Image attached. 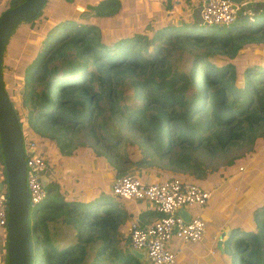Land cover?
<instances>
[{
	"label": "trees",
	"instance_id": "16d2710c",
	"mask_svg": "<svg viewBox=\"0 0 264 264\" xmlns=\"http://www.w3.org/2000/svg\"><path fill=\"white\" fill-rule=\"evenodd\" d=\"M6 1L0 14L24 0ZM202 1L62 0L51 12L57 0H46L35 19L13 30L10 38L18 27L43 15L48 18L43 30L38 24L28 31L27 48L16 51L24 50L23 58L16 54L26 61L24 66L8 64L10 38L5 46L2 76L11 68L23 81L26 127L4 82L22 135L54 142L58 153L66 155L74 137L81 135L88 139L81 146L92 149L94 171L99 165L102 173L112 175L97 183L101 191L93 192L91 167L79 175L80 181L71 174L63 188L49 181L45 198L33 208L32 264H140L129 253V236L123 230L133 214L127 206L134 201L109 195L114 178L137 170L144 181L148 172L141 168L148 167L150 182L177 175L213 190L227 175L222 170L214 177L215 167L202 154L225 152L238 144L258 147L264 135V0H247L255 9L253 22L238 12L229 25H198L191 10ZM77 6L94 13L83 18ZM175 10L185 15L168 20L165 13ZM116 26L127 29L126 35L113 32L115 37L107 38L104 31ZM183 57L190 64L186 71L176 63ZM128 130L139 136L137 159L126 150L132 144ZM225 164L234 166L235 160ZM254 174L253 179L245 174L232 211L231 192L217 213L208 209L213 194L221 190L199 206L204 237H211L219 224L229 227L223 251H217L220 264H264V177ZM5 179L0 146V181L5 184ZM60 225L74 231L62 246L56 239ZM6 243L4 237L5 264Z\"/></svg>",
	"mask_w": 264,
	"mask_h": 264
},
{
	"label": "built area",
	"instance_id": "2783aa9c",
	"mask_svg": "<svg viewBox=\"0 0 264 264\" xmlns=\"http://www.w3.org/2000/svg\"><path fill=\"white\" fill-rule=\"evenodd\" d=\"M200 5L201 18L207 25L232 24L238 12L249 22L255 20V9L250 7L247 1L236 4L230 0H203ZM38 147L35 140L28 139L27 151L24 148L29 209L38 205L46 196V190L40 178L47 175L48 166L44 150ZM29 149L33 151L30 152ZM238 169V173L242 176L244 166L241 165ZM234 190L238 192L239 189L235 187ZM109 195L121 200L147 202L152 210L160 215L143 226L133 221L127 229L130 246L135 249H146L148 259L145 264H175L182 250L175 246L177 241L190 244L203 240L206 227L202 217L199 214H190L186 221L179 211L181 208L187 209L194 205H206L212 195L211 190L184 181L177 176L150 182L142 181L136 175L127 173L114 178ZM7 216V191L3 188L0 190V235L2 237H6ZM216 240L218 235L215 237ZM172 244H174L173 250L170 248ZM4 254V247L0 243V257Z\"/></svg>",
	"mask_w": 264,
	"mask_h": 264
},
{
	"label": "rangeland",
	"instance_id": "374dc122",
	"mask_svg": "<svg viewBox=\"0 0 264 264\" xmlns=\"http://www.w3.org/2000/svg\"><path fill=\"white\" fill-rule=\"evenodd\" d=\"M61 1L62 0H57V2L53 4L51 12H54V10L56 8L61 6L60 5ZM2 5L6 6L7 1L6 0H0V7H2ZM197 5H200V4H197ZM76 8H77V10L83 11V8L81 6H77ZM83 12H85V11H83ZM88 12L91 15V12L93 13L94 11L89 10V11H87V13ZM176 15L181 16V15H185V14H184L183 10L168 11L165 13V17L168 20H170L172 17L176 18L175 17ZM47 19H48L47 16L43 15V17L40 20H38V22L36 21L34 23L28 24L27 26H24L21 28L18 27L15 34L10 38L9 43H8V48H7V51L5 53L6 61H9V63H8L9 65H10L11 61L13 62V67L24 66L26 64L25 60L19 59V56H16V54H21V56L23 58L24 50L19 51V53L18 52L16 53V51L20 47L24 48V49L27 48L26 41H27V37L29 35L28 31H32L34 29V27H36V25H38V24L41 25V30H43L45 27V21ZM105 25H107V22H105ZM117 28H119V26L118 27L116 26L115 28H113L114 30L110 29V30L104 31L105 36L107 38L109 37L111 39V37H115L113 32H115L116 34L121 35V36L126 35L127 29L118 30ZM137 30H140V28ZM141 32H144V33L150 32L151 33L152 31L141 30ZM110 33H111V35H110ZM109 42H112V40H109ZM20 43H22V46H19ZM262 48H263L262 52L264 54V47H262ZM242 52H243V50L239 51V53H242ZM176 63L179 65V67L182 70H185V71L189 68V65H190L189 61L186 60L185 57H183L182 60L179 59V62L177 61ZM13 70H14V68H13ZM14 72H15V70L12 71L11 68L5 70L3 78H4L5 85L10 87V94H11L10 98L12 97L14 105L19 109L20 113H22V115L24 116L22 123H23V127H26V121H25L26 120V109H28V108H25L24 104L21 101L23 98L22 97V91L24 89L23 88V81L21 80V78H18ZM127 135L129 137V139L132 141V144L127 145V148H126L127 153L129 154V156L131 158L137 159L139 157V151L137 149L138 142H139V136L133 135V132L132 131L130 132L129 130L127 131ZM22 136H23L24 148L26 150V141L28 140L29 135L27 134V138H26V134H24ZM87 140L88 139L84 138L81 135H76L74 137V140H73L75 145H73V142H72V146L70 148V151H71L70 155L62 154L60 152L58 153L57 146L54 142H50V144H46L41 140H35L36 146L37 147L39 146L38 148L40 150H43V148L45 149V152H46L45 161H46L47 166H48V172H50V174H49L50 176L49 177L47 176L49 181L52 179L58 181L62 188L64 186H66V182L69 179L68 177L71 174L73 177L78 176L77 180L80 181L79 175H82L86 170H88V168H84V167L77 168L78 164L76 162L78 161V159L75 160V158L78 157V155H79V152H78L79 149L81 152L84 153L85 156L90 158L91 150H92L90 148V145L88 144L86 147L81 146V143H87ZM258 140H259L257 143L258 147L256 149H255V146L250 147L247 144H240V145L238 144V145L231 146L225 152H217L216 154H206V155L202 154V158L206 160V163L208 165H210V167H215V171L212 173L214 177H216V178L219 177L218 176L219 171L224 170V172L226 173L227 177L221 183V185H225L224 186V188L226 189V192L224 193L225 196H227V194L229 192H231V190L227 191L228 190L227 187H229L231 189V186L235 183L233 180L235 179V181H236V173H237V169L239 168V165H245L246 166L245 167V171H246L245 174H248L252 179L255 178L254 173H260L264 177V135L261 136ZM82 149H84V150H82ZM49 150H50V152L48 154L47 152ZM85 156H81L79 161L84 162ZM229 158H232L235 160V165L225 167V165H226L225 162ZM254 162H255V164H254ZM149 170L150 169L148 167H146L144 169L141 168V171L146 172V173L148 172L147 173L148 177L151 178L153 176V174L150 173ZM152 170H157V169L154 168ZM136 171L137 170L129 171L128 173H132L134 175H137L138 173ZM252 171H254V172L251 173ZM75 172H77L78 174L77 173L75 174ZM101 173L102 172L99 173L98 179L92 183L94 185L92 188H90V190H91L90 192H93L95 190L101 191L102 187L98 188L97 183H99L100 181H103V179H104V183L106 181L111 180V178H112L111 173H102V174ZM245 174H244V176H245ZM169 175L173 176L174 174H170V172H169ZM174 176H177V175H174ZM187 178H188V176H187ZM68 184H73V182L71 181ZM104 186H105L104 187V191H105L107 189V185H104ZM219 187H217L214 190H217ZM240 191H241V189H240ZM234 204H235V201H234ZM88 205H89L88 201H85L83 204V207H87ZM92 207H95V206H92ZM189 209H190L192 214H196V213L201 212L203 208H201L197 205H194V206L189 207ZM33 211H34V209L30 208V211H29L30 226L33 225V221H32ZM143 211L147 212L146 209ZM0 233H1V230H0ZM73 233H74V231L70 227H67L65 225H60L58 230H57V235H56L58 246H62L64 244L69 243V241H71L73 238ZM127 233H128V230H127ZM3 239H4V237H2L0 235V243L2 245H3ZM0 260H1V257H0ZM0 264H5V262L3 260H1Z\"/></svg>",
	"mask_w": 264,
	"mask_h": 264
},
{
	"label": "water",
	"instance_id": "95a60500",
	"mask_svg": "<svg viewBox=\"0 0 264 264\" xmlns=\"http://www.w3.org/2000/svg\"><path fill=\"white\" fill-rule=\"evenodd\" d=\"M46 0H24L13 8L0 14V146L5 169V184L0 181V190L7 191V231L6 257L7 264H32V240L29 221V197L25 181V154L21 126L17 114L6 94L2 76V61L5 46L13 30L23 22L35 19ZM236 4L246 0H230ZM201 5L191 10V15L198 25H206L201 18ZM92 13V12H91ZM94 13V12H93ZM90 13L82 12V17ZM32 152V149H29ZM42 186L47 188L49 179L41 176ZM179 214L188 221L190 214L181 208ZM229 227L226 225L218 235L216 249L223 251V242ZM129 253L140 264L148 259L146 249L127 247Z\"/></svg>",
	"mask_w": 264,
	"mask_h": 264
},
{
	"label": "crops",
	"instance_id": "0c3cea01",
	"mask_svg": "<svg viewBox=\"0 0 264 264\" xmlns=\"http://www.w3.org/2000/svg\"><path fill=\"white\" fill-rule=\"evenodd\" d=\"M252 1H257V0H252ZM252 7V6H250ZM84 150V149H82ZM50 151V150H49ZM79 155L78 157L75 158V160L78 159V161L76 162L77 168H89L91 167V174L88 176L89 178H91L92 183L94 181H96L98 179V173L101 172L102 168L98 167L99 165H97L96 170L94 171V169L92 168V160L93 159V153L91 152V156L90 158L85 156L83 152L80 151V149L78 150ZM83 154V155H82ZM81 156H85L84 157V162H80L79 159ZM241 166V165H239ZM244 166V173L242 174V176H240L239 169H237V173H236V183L233 184L231 186V193L233 194V199H232V206L230 207L229 211H232L234 209V199L237 197V194L240 192V186L242 181L244 180V174H245V165ZM87 170V171H88ZM87 172H84V174H86ZM83 174V175H84ZM150 177L145 176V179H149ZM150 181V180H149ZM102 181H100L101 183ZM99 184V183H98ZM97 185V184H96ZM111 186V185H110ZM224 186L225 185H221L217 190H211L212 193L214 191L216 192H220V194L218 195H214L211 198L212 200L209 202V206L208 209L211 211V214H215L218 212V210H220L222 204H223V199L226 197L225 196V191H224ZM98 187V185H97ZM235 187H238V192H235ZM128 210H130V212H133L132 214V219L129 221V223L126 226H123V230L126 228L128 229L130 223H132L133 221H137V223L140 225V222L143 225H147L149 223H151L153 221V219L156 217V215L154 214L151 206L147 203H139V202H132L131 205L129 204V206H127ZM143 211V210H145ZM186 211L189 212V214H192L189 207L186 209ZM199 214V213H196ZM200 215V214H199ZM218 220V219H217ZM226 226V225H225ZM224 223L223 224H219L218 228L214 231H212V236L209 238L203 237L202 242L199 243H190V244H183L179 241H177L175 243V246L180 247L182 250L179 253L176 263L175 264H220V258L217 255V249H216V241H215V237L217 235L220 234V232L223 230V228L225 227ZM170 248L173 250L174 249V244H172V246H170ZM215 249V250H214ZM1 262V260H0Z\"/></svg>",
	"mask_w": 264,
	"mask_h": 264
},
{
	"label": "clouds",
	"instance_id": "9594fccd",
	"mask_svg": "<svg viewBox=\"0 0 264 264\" xmlns=\"http://www.w3.org/2000/svg\"><path fill=\"white\" fill-rule=\"evenodd\" d=\"M247 1V0H246Z\"/></svg>",
	"mask_w": 264,
	"mask_h": 264
}]
</instances>
